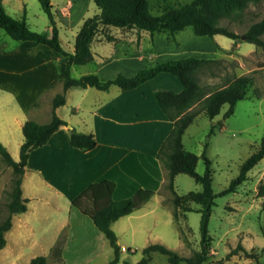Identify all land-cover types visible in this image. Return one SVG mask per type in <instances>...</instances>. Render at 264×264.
I'll use <instances>...</instances> for the list:
<instances>
[{"label": "rangeland", "instance_id": "obj_1", "mask_svg": "<svg viewBox=\"0 0 264 264\" xmlns=\"http://www.w3.org/2000/svg\"><path fill=\"white\" fill-rule=\"evenodd\" d=\"M51 1L56 14L69 2L75 6H80V3L84 5L81 13H75L71 20L62 19L59 15L56 20L63 47L73 52L78 31L87 18L99 12V8L94 0ZM190 1L192 0H149L154 14H161L167 8L178 7ZM6 6L12 16L17 18L26 16L27 23L32 29L51 31L50 19L39 0H7ZM263 15L264 0L250 4L245 11L243 23L230 22L228 19H224L223 23L243 33ZM2 41L6 43V48L25 43L15 40L0 28V42ZM218 42L227 48H221ZM32 45L38 44L33 41H27L25 44L28 47ZM41 47L52 51L44 52L46 58L44 65L38 63L24 68L18 65L16 77L0 84V115L21 110L26 118H33L36 113H40V117L37 118L42 122H48L52 118V100L57 93L64 90L62 77L65 62L52 48ZM92 49L103 57L101 61L113 60L108 62L110 64L105 69H101L97 62L93 61L73 66L74 76L98 73L101 79L107 80L114 78L117 75L116 70L119 69L125 75L128 73L133 75L139 69L153 66L158 62L191 55L222 59L221 64L214 65L217 75H212L208 70L201 74V81L210 88L224 85L228 76L252 74L253 79L247 97L237 102L233 114L224 117L228 105H224L221 113L214 118L202 113L188 126L183 136L184 147L200 156L197 164V171L200 174H204L208 167L203 154L206 153L209 157L213 188L217 194L230 184L239 174L244 161L260 147L264 136V47L243 39L235 41L223 34L198 35L192 26L172 34L167 31L150 33L135 27L104 25L98 29ZM135 52L141 53L142 58L130 60L129 55ZM52 53H56L57 56ZM35 55L37 54L33 53V56ZM124 57L127 60H123ZM112 87L111 91L93 87L87 92L83 87H70L66 92V103L56 112L68 121V125L80 126L83 131L86 129L84 122L90 118L85 109L87 102L96 98L101 100L99 95L105 97L108 95L107 99L111 100L112 96L122 91L115 84ZM153 88L178 91L183 88V84L177 76L163 72L143 89L150 95ZM9 98L11 102L8 104L6 99ZM149 100L152 102V95ZM154 100L158 108L162 109L155 97ZM79 102L83 107L76 112ZM34 103L36 104L33 105ZM148 114L158 116L154 108H149ZM86 123L88 124V121ZM146 126L138 145L148 146L147 152L151 153V147L156 146L162 133L167 132V128L161 125L156 134L153 124ZM6 137L11 140L10 147L7 145L9 150L10 148L16 150L18 147L15 156L12 154L18 159L20 147L17 140L23 138L22 127L14 124ZM161 166L165 180L152 198L136 212L139 216H123L113 224L118 242L122 246L121 260L137 263L143 256L142 249L150 243L166 244L185 256H190L194 250L202 248L201 213L189 211L185 215L180 211L177 222L174 218V212L177 210L174 197L175 191L184 195L191 190H202L203 186L193 176L183 172L175 176L172 188L169 184L168 169L162 160ZM12 177V167L4 162L0 155V220L8 213L7 203L10 200ZM262 181L264 158L249 171L248 179L238 187V191L216 196V205L209 223V232L213 237L211 255L206 264H221V259H224L222 264H264L263 197L258 193ZM30 205L28 211L13 216L14 224L6 233L7 244L0 250V264H30V260L37 255H45L49 264H104L114 258V249L109 239L96 228L91 217L72 206L68 196L62 198V209L59 212H44L37 201ZM64 218L69 224L63 230L60 239L64 259L62 262L55 254V250L51 252L48 242L51 240L53 230ZM239 245L247 250L238 248L230 254L232 249ZM166 263L167 258L164 254L154 252L148 264Z\"/></svg>", "mask_w": 264, "mask_h": 264}, {"label": "trees", "instance_id": "obj_2", "mask_svg": "<svg viewBox=\"0 0 264 264\" xmlns=\"http://www.w3.org/2000/svg\"><path fill=\"white\" fill-rule=\"evenodd\" d=\"M39 1L48 14L51 31L32 29L27 23L26 16L22 18L12 16L1 2L0 28L15 40H32L56 50L65 60L62 77L64 90L57 93L52 100L53 115L50 121L42 123L31 118L25 120L22 127L24 141L18 159L13 157L8 147L0 140L1 158L13 169L12 189L7 203L8 213L3 220H0V250L7 244L6 233L14 224L13 216L28 210L29 199L23 194L22 183L31 152L46 144L62 125H68V121L56 112L57 107L66 103L67 90L73 86L83 88L92 86L109 90L114 84L122 89H133L160 73L167 72L177 76L183 88L180 91L172 89L156 91V99L172 123V128L162 142L157 156L168 169L169 184L172 188H174L175 176L183 172L193 176L203 186L202 190H191L184 195L174 190V203L177 209L174 218L177 222L180 211L185 215L189 211L201 213L202 248L194 250L190 256H185L166 244L150 243L142 249L143 256L137 263L121 260L122 246L118 242L113 223L143 206L155 193L152 183L146 181L142 173L136 169L131 172L133 174L131 176L120 175L118 181L112 177L113 169L108 170L104 177L92 182L81 191L72 200V204L82 213L90 216L97 228L109 239L115 255L108 264H148L154 252L164 254L169 264H206L211 255L213 237L209 232V223L216 205V196L238 191V187L248 179L249 171L264 158V136L260 147L242 164L239 174L218 194L213 188L209 157L206 153L203 154L208 167L204 174H200L197 171L200 156L184 147L183 136L188 126L202 113L214 118L221 113L224 105H228L224 117L233 114L237 102L247 97L253 79L252 74L231 75L227 77L224 85L210 88L201 81V74L208 70L212 75H217L214 65L221 64L222 59L193 55L164 60L153 66L141 68L133 75L119 72L114 78L107 80L101 79L98 73L74 76L72 67L94 60L92 43L98 29L104 25L135 27L150 33L167 31L172 34L192 26L198 35L223 34L235 41L243 39L264 47V15L243 33L223 23L224 19L243 23L245 11L250 4L262 0H192L178 7L167 8L161 14H154L151 11L149 0H94L99 12L84 21L76 35L73 52L65 50L62 45L52 1ZM70 142L73 146L84 150H91L98 143L94 133L79 131L75 127L72 128ZM258 193L263 197L264 209V181L260 183ZM195 204L198 206H194ZM61 246L62 243L59 241L55 247V254L59 259H61ZM238 248L247 250L239 245L232 249L230 254ZM223 261L224 259H221V264ZM30 264H49V262L45 255H37L30 260Z\"/></svg>", "mask_w": 264, "mask_h": 264}, {"label": "crops", "instance_id": "obj_3", "mask_svg": "<svg viewBox=\"0 0 264 264\" xmlns=\"http://www.w3.org/2000/svg\"><path fill=\"white\" fill-rule=\"evenodd\" d=\"M6 1L7 0H0L8 11ZM83 8L84 5H81V3L80 6H75L73 3L69 2L56 14V20L59 15L62 19L69 21L75 16V13H81ZM23 9L26 11L24 4ZM27 41L32 40H26L25 43L16 45L13 48H6V43H3V41L0 42V84L6 83L7 79L12 80L16 77V69L18 65H20L21 68H24L28 67V65L31 66L38 63H41L42 65L45 64L46 58L44 57V52L47 53L52 51L41 47L47 45L35 41L33 42L38 45H32L29 47L25 46ZM218 44L221 48H227L220 42H218ZM93 52V62H97L101 69L107 68L110 64H108V62L113 60L108 59V61H101L103 60V57L94 50ZM33 53L37 55L33 56ZM52 54L56 55V53ZM124 58L125 59L123 60H127L126 57ZM129 58H131L130 60L136 58L141 59L142 54L135 52V54H130ZM120 70L121 69L116 70L117 74L122 72ZM128 75L132 74L128 73ZM161 75L162 73L151 80H155ZM151 80H148L133 89H122L120 87L122 91L119 94L112 96L111 100L107 99L108 95L107 97H105V95H99L101 100L96 98L89 103L87 102L85 109L88 111L91 119L88 118V124L86 123L87 121L84 122L86 129H83V131L95 134L98 141L95 148L84 150L73 146L70 142L73 126L69 127L68 125H62L51 136L46 144L31 152L22 183L23 194L29 199L28 209L31 208L30 204L33 201H37L40 203L41 207H43L44 212H59L62 209V198L68 196L72 203V200L89 184L101 179L106 175L108 170L112 169V177L117 181L120 175L131 176L133 175L131 172L136 169L142 173L146 181L152 183L156 193L159 185L165 180V175L161 166V159L157 156V153L162 142L169 134L172 128V123L166 113L162 109H159L160 107L158 108L157 103L154 100V97L156 98V91L159 90V88L152 89V92L150 93V95H152V102L149 100L150 95H147L146 91L143 89ZM112 86L109 91L112 90ZM90 88L93 87L89 86L84 89L87 92ZM181 89L182 88H180V90ZM104 98L106 99L103 100ZM6 102L9 104L11 99H6ZM35 104L36 103L33 105ZM77 105L76 112L83 107L80 102ZM59 107H57L56 111ZM149 108H154L158 113V116L149 115ZM11 114L1 113L0 115V140L9 147L11 140L6 137L8 131L14 124L23 127L25 120L29 119L23 115L21 110ZM37 117H40V113H36V116L31 119L42 122V120ZM147 124L154 125V132L156 134L159 132V127L161 125L167 128V132L162 133L156 146L151 147V153L147 152L148 146L144 147L138 145V143L141 142L143 130H145ZM75 128L82 131L80 126H75ZM23 141L24 134L23 138L17 140L19 147H21ZM11 152V154L15 156L18 152V147L16 150H11ZM72 206L74 205L72 204ZM141 208L142 206L134 210L131 214H128V216H139L136 212ZM68 224L67 219L64 218L59 222V225H57L55 230H53L54 232L52 233L51 240L48 242V247L51 252L55 250L56 245L63 236V230ZM64 240L65 239L63 238L62 242H64ZM59 260L64 262L62 248L61 259ZM108 262H105L104 264H108ZM166 264L169 263L167 262Z\"/></svg>", "mask_w": 264, "mask_h": 264}, {"label": "water", "instance_id": "obj_4", "mask_svg": "<svg viewBox=\"0 0 264 264\" xmlns=\"http://www.w3.org/2000/svg\"><path fill=\"white\" fill-rule=\"evenodd\" d=\"M68 126H69V127H72V125H70V124H69Z\"/></svg>", "mask_w": 264, "mask_h": 264}]
</instances>
